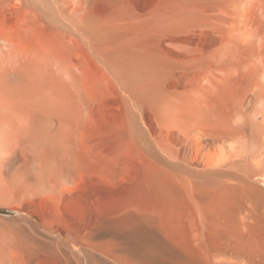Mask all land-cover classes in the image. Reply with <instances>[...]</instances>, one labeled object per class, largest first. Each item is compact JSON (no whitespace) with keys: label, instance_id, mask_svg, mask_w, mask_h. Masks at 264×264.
<instances>
[{"label":"bare ground","instance_id":"1","mask_svg":"<svg viewBox=\"0 0 264 264\" xmlns=\"http://www.w3.org/2000/svg\"><path fill=\"white\" fill-rule=\"evenodd\" d=\"M8 1L64 37L63 52L48 55L59 71L52 86L60 75L66 84L46 102L45 84L18 71L2 79L27 92L0 104V186L39 201L35 222L0 238V264H189L164 240L132 155L168 157L189 188L264 183V0ZM91 73L110 90L97 102ZM170 108L179 132L152 118Z\"/></svg>","mask_w":264,"mask_h":264},{"label":"rangeland","instance_id":"2","mask_svg":"<svg viewBox=\"0 0 264 264\" xmlns=\"http://www.w3.org/2000/svg\"><path fill=\"white\" fill-rule=\"evenodd\" d=\"M4 1L5 3L9 2L8 0ZM5 3H3V0H0V85H2L0 86V104H8L10 101L20 98L19 95L16 98V94H20L23 91L21 93L22 95L27 92V90L24 89L25 85L20 88L18 87L19 90L17 91H14L15 88L7 89V87H3L4 83L2 79L6 77L9 72L12 73V71H18L19 74L21 73L20 75L27 82L30 81L33 83L36 81V85L37 83L38 85L45 84V88L49 90L47 91L49 92V99H46V102H49V100L56 101L58 97L56 93H52V91L57 87L58 82V85L61 86V81L65 83V80L64 77L60 75L56 84L53 85L54 88H52V83L55 77L58 76L59 71L56 63L49 61V57H51L52 54L55 55L63 52L65 48L64 37L54 30L52 26L38 17L34 16L36 21L35 19L33 20V14L31 15L29 12V14H27V10H24L26 7L23 4L13 6L11 3V5ZM10 8L14 10L12 11ZM19 8H23L22 10L25 12V15L27 14L29 16L23 15L24 13L20 12L21 10ZM26 18H28L29 21ZM21 19H23L24 23L26 21V25L23 24V21H20ZM12 20H15L13 22L17 21L14 25H21V27L23 25L24 28L19 29L20 31L18 32V26L17 28L15 26L16 29L11 31V27H14L11 26L13 24ZM18 21L22 24H17L20 23ZM11 22L12 24H10ZM9 27L11 31L9 35L11 37L8 36L12 41L7 42L10 39L8 40V36H6V41L2 33L4 35H6V33L8 34L9 29L7 28ZM15 33L16 35L14 36ZM20 37L22 38L20 39ZM31 51L38 56L37 59L35 56L32 57L33 54L30 53ZM45 52L47 55L46 57L44 56ZM28 53H30L31 56ZM37 53H41L40 56ZM18 54L21 59H18ZM24 56H26V58ZM31 58L33 60L30 61ZM28 60L30 61L29 64L27 63ZM92 75H95V77L93 76L95 79L93 80L91 75L89 76V88L92 85L89 91L99 84L96 88H99L98 91L95 89H93V91L91 90L93 93L90 91L91 94L95 95H91L93 96L92 99L95 98L96 101L99 94L103 93L101 95H105V93H109L108 91L110 90H108L109 86L107 88L105 85V81H102V79L104 80L103 76L100 75L102 77L101 79V77L95 73ZM96 76H98L97 79ZM91 80L93 81L91 82ZM62 85L63 86L58 90L59 93L61 92L63 94L65 88L64 84ZM101 88L102 92L100 93L99 91ZM104 89L105 92L103 91ZM24 90H26V92ZM94 90L97 92H94ZM97 93L99 94L97 95ZM51 95L54 97L52 98ZM10 98L12 100H10ZM96 102L95 104H97ZM173 109L170 108L165 113L164 111L160 113L151 109L154 122L159 128L162 127L160 130L163 132L180 131L177 130V126L175 128L174 125L171 124L172 122H170H175L177 119L176 117H178L177 111ZM168 118L170 121H167ZM0 142V157H2L3 153H5L3 147L6 148L8 142H6L4 137H0ZM123 154L119 156L117 162L124 157L125 159H123L122 162L119 161V164L117 163L118 165L116 164L115 170L119 171L120 169H124L123 165L127 160H130L126 152L125 156ZM163 157L165 160L164 163H151L143 160L139 155H132V161H134L136 165L134 172L137 173L139 171L140 173L138 172V175L141 174L138 176L141 177L138 178V186L141 188V183L145 185L143 190L145 191L149 205L154 209H152V212L157 213L156 215H159L161 218V223L164 224H161L164 240L169 241L179 254L185 257L187 260L186 262H190L189 264H264V183L259 179L258 181L255 179L251 186H244L237 181L228 180L226 181L227 183H225V181L223 182L222 180L218 182L219 184L216 183V185H214L215 182L205 180L206 182L204 184V180H202L198 183H202L203 185L195 184V187L192 185L191 188H189L190 184H184L182 179L179 178L181 177L180 175L178 180L177 176L180 172L176 167L172 166L171 159L164 155ZM237 183L244 187L238 186ZM186 184L188 187L185 186ZM6 186L7 188H5ZM5 187L0 186V238L9 232L12 233L19 229V225L24 224L23 228L29 227L28 225L35 222L38 216L35 212L38 210V205L36 204H38L39 199H31L29 203L20 196H15L17 198L13 200L7 196V193H9V186L5 185ZM151 194H157L159 198L157 195L152 196ZM158 199L160 200L158 201ZM156 200L157 203L155 202ZM159 205L160 207L157 209L156 206ZM34 207H36L37 210H33ZM151 214L153 215V213ZM26 224H28L27 227H24Z\"/></svg>","mask_w":264,"mask_h":264}]
</instances>
